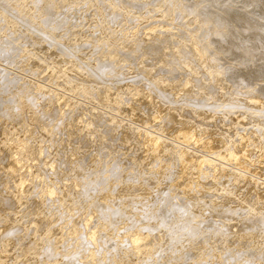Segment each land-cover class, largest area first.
<instances>
[{"label": "bare ground", "instance_id": "6f19581e", "mask_svg": "<svg viewBox=\"0 0 264 264\" xmlns=\"http://www.w3.org/2000/svg\"><path fill=\"white\" fill-rule=\"evenodd\" d=\"M69 1L0 0V59L15 64L18 43L15 61L36 76L0 66V264H264V0H84L108 22L149 5L193 19L172 35L171 20L130 37L98 24L88 46L78 28L60 36L78 21ZM37 11L53 35L33 27ZM71 65L84 74L58 81ZM86 73L117 82L92 90ZM50 84L79 90L92 119ZM57 204L74 226L51 235L42 212Z\"/></svg>", "mask_w": 264, "mask_h": 264}, {"label": "rangeland", "instance_id": "374dc122", "mask_svg": "<svg viewBox=\"0 0 264 264\" xmlns=\"http://www.w3.org/2000/svg\"><path fill=\"white\" fill-rule=\"evenodd\" d=\"M102 1H104V0H102ZM110 1H112V0H106V2H110ZM140 1V7H143V3L144 4H146L145 3V1H150V0H139ZM97 3H98V1L97 2H95V1H93L92 2V4H93V7L89 10V11H87V8H86V2L84 1V0H70L69 1V10L66 12V13H64L66 16L68 15H70L71 13H72V15H70L71 16V18L72 19H74L75 17H73V14H74V11L76 10L78 13H77V19H78V21H75V22H72V24H74V27H72L71 26V24L68 26V28H71L70 30H68V29H66L65 31V33H63L62 35H60V36H63L64 38H62V39H72V38H74V36H72V35H74V33H75V29H79V30H83L84 32H82V41H83V44L85 45H94L93 43H91V41H92V39L91 38H89L88 37V35H90V34H92V31L93 30H95V26L96 25H98V24H101V26H106L105 28H107L108 29V32L110 31V28L112 29V30H120V32H124V35L123 36H132V34H134V32H133V29L135 28V29H142L145 25H148V24H151V23H162L163 22V24H168V22H169V24H170V20H171V24L169 25L170 26V30H167V32H169V33H165V34H167V35H172L173 33H175V32H177L180 28V30H182V28H185V26H187V24L189 23V22H191L190 20L192 19V16H188L187 15V13H183L182 14V16L179 18V21L180 22H182L183 24H186V25H182L178 20L176 21V20H174L173 19V21H172V19H170V17L168 18V14L166 13V11H165V9H157L158 7H153V6H151V5H149L147 8H144V9H142V12L141 13H138L137 12V10H136V12H135V10H131V9H127V11L126 10H122V9H119L120 10V13H119V15H118V19H119V21L118 22H116V21H113V22H108V20H110L108 17H107V13L106 12H103V10H100V9H97V7H98V5H97ZM24 5H26V3L24 4ZM177 6V5H176ZM73 7V8H72ZM178 7V6H177ZM177 7H175L174 6V8H177ZM152 8V9H151ZM157 9V10H155L154 11V9ZM81 9V10H80ZM148 9H151V12L150 11H147ZM152 10L154 11V12H152ZM91 11V14L89 13ZM165 11V12H164ZM125 12V13H124ZM129 12V13H128ZM133 12V13H132ZM149 12H150V14H149ZM89 13V14H88ZM81 14H84V15H81ZM34 15H35V19L36 20H38L39 22H37V24H33V27L34 28H36V29H39V30H41L43 33H45V34H51V35H53L52 34V31H51V29H49L48 27L47 28H43V26L42 25H40V23H41V20H43L45 17L43 16V14H41V13H39L38 11L37 12H34ZM99 15V16H98ZM120 15H122V16H120ZM125 15V16H124ZM69 16V17H70ZM91 17V18H90ZM183 17V18H182ZM121 18V19H120ZM167 18L169 19V20H167ZM161 19H162V21H161ZM164 19H166V20H164ZM189 19V20H188ZM34 20V19H33ZM147 20H148V22H147ZM164 20V21H163ZM182 20V21H181ZM193 20V19H192ZM176 21V22H175ZM84 22V23H83ZM86 22V23H85ZM112 23L114 24V25H112ZM78 24H81L80 26H78ZM176 24H178L177 26H176ZM119 25V26H118ZM113 26V27H112ZM115 26H116V28H115ZM179 26V27H178ZM118 27V28H117ZM178 28V29H177ZM86 29V30H85ZM176 29H177V31H176ZM89 30H90V32H89ZM172 30V31H171ZM175 32H174V31ZM184 30V29H183ZM68 31L69 32H71V33H68ZM73 31V32H72ZM88 33H87V32ZM170 32H172V33H170ZM86 35H85V34ZM119 33V32H118ZM22 35V34H20L19 32L16 34V35ZM69 34V35H68ZM72 34V35H71ZM64 35H66V37L64 36ZM54 36H55V34H54ZM103 36V39L105 40V38L106 37H104L105 35H102ZM129 36V37H130ZM54 39V38H53ZM89 39V40H88ZM58 40H60V39H58ZM87 40V41H86ZM90 41V42H89ZM19 44H21L20 42H19ZM18 47H20V45H18V43H16V44H14V45H12L10 48H8L7 49V51L10 53V55H14V57H15V50L14 49H18ZM74 50H73V52L74 53H76V55H79V57L81 58V59H83V62H86V63H88L87 61L89 60V58L90 57H92V56H87V54H86V52H89V49L88 50H86V51H79V52H77L78 51V49H77V47H75V48H73ZM76 49H77V51H76ZM33 53H35L36 54V56H38V57H41V58H43L42 60L44 61L45 60V62H48V63H50V64H52V65H55V63L52 61V59H49V58H46V57H48V55H45V54H43V52L40 50V49H38L37 47H35L34 49H33ZM82 54V56H80ZM84 55V56H83ZM89 55H91L90 53H89ZM11 57V56H10ZM12 58L11 57V61H13V63H15V64H8V63H10V60H7V62L8 63H6V62H4V61H2V59H0V62L2 63H0L1 65L0 66H4V67H6V68H8V70L9 71H15V72H17L18 74H19V71H20V74L19 75H23V76H29V77H36V76H34V75H31V74H29V73H27V72H25L24 70H23V68H22V64L23 63H21V62H17V61H20V59L18 60L17 58ZM44 57L46 58V59H44ZM85 57V58H84ZM15 60H17V61H15ZM55 60V59H54ZM93 60V59H92ZM90 62V61H89ZM57 63V62H56ZM7 64V65H6ZM6 65V66H5ZM15 65V66H14ZM129 65V66H128ZM130 65L131 64H127V69L128 70H130V71H132L133 69H130ZM18 66V67H17ZM129 67V68H128ZM13 68V69H12ZM20 68V69H19ZM19 70V71H18ZM75 70H78L77 69V67H75V69H72V65H71V68H70V70H68V73L69 74H67V75H64V76H62V78H60L58 81H60V82H64V83H66L67 81H69L70 80V75H77L76 74V72H75ZM78 72H80L81 74H84L83 72H81L80 70H78ZM23 73V74H22ZM135 74H136V72H135ZM85 75H87V77H88V80L90 81V85H92L93 87L92 88H90V89H96V91L98 90V88L99 87H105L106 85H105V83L104 82H107V83H111V84H114V83H116L117 82V79H112V78H104V79H97V77H95V76H92L91 74H89V73H86ZM129 77H132V76H134V74H129L128 75ZM39 79V78H38ZM43 80V79H42ZM44 82V81H43ZM106 83V84H107ZM72 85H74V87H77V85H78V81H76V82H72L71 83ZM55 85V86H54ZM50 84V86H51V91H53V90H55L56 88V90L55 91H60V92H63V93H65V94H67V95H69V96H71V97H73V102L76 104L75 105V110H73V112H80V113H84L85 114V111H82V108H85V109H87V111H88V113H89V115H87V117H84L83 118V120H87V118H91L92 119V113H93V109H91L90 108V105H92L91 103H89L88 105H86V104H84V106H82V105H80L79 104V102H80V99L82 100L83 98H81V96H82V94H80V92H79V90H76V91H72L71 92V90H69L67 87H60L59 85H58V87H59V89H58V87L56 86V84ZM56 87V88H55ZM63 88H64V90H63ZM66 89V90H65ZM69 90V91H68ZM65 91H67V92H65ZM70 93V94H69ZM75 93V94H74ZM87 96H90V94H88ZM87 99H84L83 101L84 102H89V100L88 101H86ZM40 102L41 101H38V102H36V103H38V104H40ZM39 109V108H38ZM224 110V109H223ZM237 111H236V113L238 112L239 113V111H243V112H247L248 111V113H249V115L251 114H254V112L253 111H251V110H247V109H243V108H241V109H236ZM239 110V111H238ZM221 112H226L227 114H226V116L228 115V112L226 111V110H224V111H222L221 110ZM234 112H235V110H234ZM75 114V113H74ZM222 114H224V113H221L218 117H226V116H223ZM250 115V116H251ZM255 116V117H254ZM254 116L252 115V117H254V118H256V116L257 115H255L254 114ZM258 117V116H257ZM112 126H117L116 124H112ZM226 138H227V136H225ZM57 148V149H56ZM55 148V150H59L61 147H59V144H57V147ZM77 150V151H76ZM78 150H80L81 152H83L82 150H81V148H79V147H77V148H75V149H73V151H76V153H79V154H77V155H82V153L80 152V151H78ZM57 151H54V153H56ZM37 162H34L33 164H36ZM26 164H28V162H26ZM25 171L26 170H24V173H25ZM22 173H23V171H21ZM19 173V174H22V173ZM130 174H132V173H130ZM25 175V174H24ZM24 175L22 174L21 175V177H24ZM16 176H18L19 177V175L17 174ZM60 176H57V178L56 179H58ZM124 178H126V177H124ZM209 180H211V178L209 179ZM134 185H136V184H138V182H134L133 183ZM120 186V185H119ZM119 186H118V184H117V189L119 188ZM115 187V186H114ZM120 190V189H119ZM39 192H41V189H37L36 190V194L37 193H39ZM35 196V195H34ZM25 199V198H24ZM30 199V198H29ZM141 202H135V205H134V207L133 208H131V209H128V208H126L127 210H129V211H131L130 213H127L126 214V216H134V212H139V211H142V208H141ZM59 206L60 205H55V207H54V205L52 206V207H50V208H45L43 211L44 212H42V213H46V214H44L45 215V217L43 216V214L41 213L39 216H42V217H44V218H50L51 220H53V222H52V225H51V228H53L51 231H50V234L52 235L53 233H54V231L55 232H58L59 230H62V232H65V231H67V230H69L71 227H73L74 226V224H73V218H74V214L73 213H69L68 215H67V217L69 216V218H67L66 217V219L64 218L63 219V221L62 220H60V219H58L57 217H59L60 216V213H62V209H63V207H60L59 208ZM147 206H149V204L147 205ZM54 207V208H53ZM56 207H58V208H56ZM52 208H53V210H52ZM139 208H141V210H139ZM55 209V210H54ZM56 209H59V210H56ZM47 210V211H46ZM52 210V211H51ZM18 220L20 221V223L19 224H25V222L24 221H26V222H28V220L27 219H29V218H27L25 215H27V213H28V210H26V208H25V206H23V207H21V208H18ZM49 211V212H48ZM57 211V212H56ZM51 214V215H50ZM16 215V214H15ZM59 215V216H58ZM56 216V217H55ZM71 216V217H70ZM23 217H25V218H23ZM76 217V216H75ZM56 219V220H55ZM135 220H137L138 221V217L137 218H135ZM23 221V222H22ZM61 222V223H60ZM59 224V225H58ZM58 225V226H57ZM52 226H57V227H52ZM127 226H129L128 227V229L130 230V229H132V224H130V225H127ZM56 228H57V230H56ZM68 228V229H67ZM31 232H33V230H29V232H28V236L26 235V238H25V243H27L28 241H29V239H30V237H33L34 236V232L33 233H31ZM30 233V234H29ZM33 234V235H32ZM54 237H56V236H54ZM53 239V238H52ZM41 246H39L38 248H40ZM12 254V258H15L16 259V261H15V263H17V262H19V261H22L23 260V258L24 257H18V258H16L17 256H19L18 255V253H11ZM16 255V256H15ZM33 256H31V257H34V256H36L35 254H32ZM112 255H114V253L112 254ZM105 256L107 257L108 256V253H106L105 254ZM18 260V261H17ZM106 262H111L110 261V258H107V260H106Z\"/></svg>", "mask_w": 264, "mask_h": 264}]
</instances>
